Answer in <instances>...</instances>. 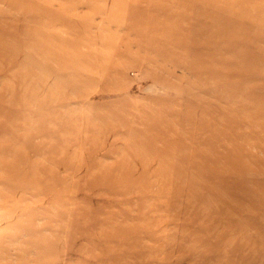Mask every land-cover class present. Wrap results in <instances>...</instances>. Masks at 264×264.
Listing matches in <instances>:
<instances>
[{"label": "rangeland", "instance_id": "1", "mask_svg": "<svg viewBox=\"0 0 264 264\" xmlns=\"http://www.w3.org/2000/svg\"><path fill=\"white\" fill-rule=\"evenodd\" d=\"M0 264H264V0H0Z\"/></svg>", "mask_w": 264, "mask_h": 264}]
</instances>
